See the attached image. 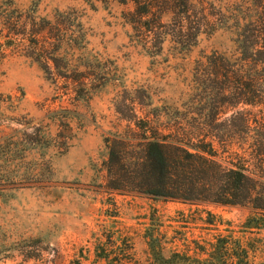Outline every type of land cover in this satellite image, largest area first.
<instances>
[{
  "label": "rangeland",
  "instance_id": "1",
  "mask_svg": "<svg viewBox=\"0 0 264 264\" xmlns=\"http://www.w3.org/2000/svg\"><path fill=\"white\" fill-rule=\"evenodd\" d=\"M9 1L24 11L36 3L53 23L71 15L68 25H82L73 30L85 43L64 50L58 69L31 50L10 48L0 59V264H109L124 240L133 244L130 264H156L151 236L163 242L165 256L184 251L186 240L210 248L230 237L252 250L250 264H264V227H244L249 208L122 195L106 188L105 170L106 139L136 144L147 123L190 130L192 118L208 114L218 128L201 63L214 51L235 49L236 34L249 29L253 1L195 2V20L205 11L213 30H202L189 52L176 51L171 37L161 51L144 47L128 20L131 6L85 0L0 6ZM83 77L89 91L74 83Z\"/></svg>",
  "mask_w": 264,
  "mask_h": 264
},
{
  "label": "trees",
  "instance_id": "2",
  "mask_svg": "<svg viewBox=\"0 0 264 264\" xmlns=\"http://www.w3.org/2000/svg\"><path fill=\"white\" fill-rule=\"evenodd\" d=\"M85 1L131 6L129 23L139 42L150 50L161 51L171 37L176 51L189 52L202 30H213L205 11L198 22L195 20L194 3L202 0ZM252 1L249 29L236 34L235 49L214 51L203 57L206 63H201L206 66L205 101L208 105L210 99L218 107L214 116L218 128H212L213 123L205 119L208 114H200L192 118L195 123L190 130L162 129L147 123L140 128L142 138L136 144L122 136L107 138L108 190L191 206L247 207L251 216L245 229L264 227V0ZM60 18L53 23L41 17L36 3L27 11L11 1L1 5L0 59L10 48L31 50L46 67L54 63L58 69L66 59L64 50L85 43L73 30H81L82 25L69 26L68 14H60ZM74 83L82 92L89 91L88 78ZM229 112L232 115L220 121ZM150 239L148 245L156 264H250L252 250L230 237L218 238L210 248L198 240H186L184 251L176 250L170 256L164 255L162 241L153 236ZM109 241L112 247L117 246V241ZM117 248L120 253L109 264L132 263L130 240Z\"/></svg>",
  "mask_w": 264,
  "mask_h": 264
}]
</instances>
